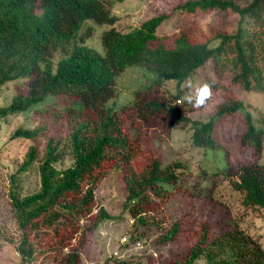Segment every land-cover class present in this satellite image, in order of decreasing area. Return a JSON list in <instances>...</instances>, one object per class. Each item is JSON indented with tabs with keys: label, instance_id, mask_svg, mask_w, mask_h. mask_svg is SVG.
<instances>
[{
	"label": "trees",
	"instance_id": "trees-1",
	"mask_svg": "<svg viewBox=\"0 0 264 264\" xmlns=\"http://www.w3.org/2000/svg\"><path fill=\"white\" fill-rule=\"evenodd\" d=\"M122 1L0 0V92L5 84L21 79L26 87L0 107V117L39 110L49 98L55 105L58 99L66 101L61 108L64 112L54 113L64 119L56 129L66 134L47 137L41 157L38 146L30 144L18 172L10 175L8 195L19 233L15 247L21 264L81 263L86 234L111 218L102 206L95 211L94 190L118 161L128 164L137 155L142 124L158 117H176L190 123L195 146L215 148L216 118L244 110L246 105L229 99L206 121L182 116L171 101L178 99L180 85L197 68L210 63L230 74V84L264 95V0H183L175 4L173 10L186 15L219 11L238 16L233 30L216 31L201 39L188 27L168 37L159 36L158 27L171 15L164 12L121 31L112 9ZM88 19L107 26L100 35L101 51L83 45L94 31ZM128 67L144 70L149 84L131 103L107 106L116 94V77ZM167 80L176 83L175 94L160 92V84ZM219 85L216 82L213 90ZM244 111L240 141L259 154L264 113L254 116ZM41 131L40 127H18L12 137L33 140ZM65 155L71 157V164L58 167ZM30 167L38 171L39 187L22 195L16 184L18 173ZM184 168L180 160L162 165L159 158L138 172L126 167L125 206L138 222L146 223L147 213L172 197L176 185H181ZM236 176L227 174L233 189L243 193V205L264 210V163H240ZM216 228L210 236L209 225L203 223L197 242L170 264H195L200 258L204 264H264V248L234 219L221 218ZM178 229L176 222L162 232L158 243L171 240Z\"/></svg>",
	"mask_w": 264,
	"mask_h": 264
},
{
	"label": "rangeland",
	"instance_id": "rangeland-1",
	"mask_svg": "<svg viewBox=\"0 0 264 264\" xmlns=\"http://www.w3.org/2000/svg\"><path fill=\"white\" fill-rule=\"evenodd\" d=\"M180 1L183 0H124L116 3L112 9L117 16L116 26L124 31L164 12L171 15L158 27L159 36L168 37L188 27L201 39L216 31L228 32L236 27L238 16L232 12L211 11L186 15L173 10V6ZM87 23L94 26V31L83 45L101 51L100 35L107 26L97 24L93 19H88ZM143 73L144 70L137 67H128L121 72L116 77V94L106 105L117 108L123 103H131L134 96L142 93L150 82ZM189 79L200 83L214 79L221 84L213 90L212 98L202 108H193L186 102L183 105L176 104V98L171 101L181 115L190 120H208L214 115L217 106L229 99L244 101V110L251 111L254 116L264 113L263 94L247 92L238 84H230V74L215 69L210 63L197 68ZM22 82L23 79L4 85L0 92V107L9 103L14 94L25 92L26 87ZM186 82L180 85L178 99L187 91ZM159 88L166 96L177 92V85L171 80L163 81ZM52 99L41 103L39 110L32 108L30 111L0 117V264H21V257L15 247L19 233L8 195L10 175L18 172L30 144L38 146V156L41 157L47 137L66 134V130L56 129L63 125L64 119L62 121L61 117L54 114L64 112L61 108L66 101L58 99L55 105ZM244 110L216 118L212 133L214 149L195 146L190 123L178 121L176 117H158L142 124L144 130L137 155L132 156L128 164L118 161L94 190L95 211L102 206L111 218L99 222L86 234L80 264H170L171 260L185 255L197 242L203 223L209 225V235L213 236L221 218L234 219L240 229L264 248V210L243 205V193L234 190L227 177V174L232 178L237 177L240 163H264V121H261L262 147L257 154L251 146L240 141L245 130ZM18 127H40L43 131L33 140L12 137ZM63 158V162L57 164L58 167L71 164L69 155ZM154 158H159L162 165L172 160L184 163V172L178 182L182 186L176 185L172 197L157 204L152 212L147 213L146 223H140L138 217L132 216L125 206L127 191L124 170L130 165L134 171H141ZM16 184L22 195L38 189L39 175L36 168L30 167L19 172ZM176 222L179 224L176 235L163 244L158 243L162 232L169 230ZM139 234L141 238H137ZM44 264L53 263L44 261ZM195 264H204L203 258Z\"/></svg>",
	"mask_w": 264,
	"mask_h": 264
},
{
	"label": "clouds",
	"instance_id": "clouds-1",
	"mask_svg": "<svg viewBox=\"0 0 264 264\" xmlns=\"http://www.w3.org/2000/svg\"><path fill=\"white\" fill-rule=\"evenodd\" d=\"M215 84L216 81L214 79L202 83L189 79L185 84L187 91L176 104L183 105L186 102L192 105L193 108H202L212 98Z\"/></svg>",
	"mask_w": 264,
	"mask_h": 264
},
{
	"label": "built area",
	"instance_id": "built-area-1",
	"mask_svg": "<svg viewBox=\"0 0 264 264\" xmlns=\"http://www.w3.org/2000/svg\"><path fill=\"white\" fill-rule=\"evenodd\" d=\"M179 99H177V101H178Z\"/></svg>",
	"mask_w": 264,
	"mask_h": 264
}]
</instances>
